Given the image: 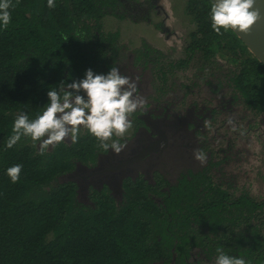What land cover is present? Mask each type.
I'll list each match as a JSON object with an SVG mask.
<instances>
[{
    "label": "trees",
    "instance_id": "obj_1",
    "mask_svg": "<svg viewBox=\"0 0 264 264\" xmlns=\"http://www.w3.org/2000/svg\"><path fill=\"white\" fill-rule=\"evenodd\" d=\"M151 1L54 0L49 8L48 0H12L11 22L0 26V264H215L218 248L264 264V200L215 178L224 162L215 159L218 151L203 164L191 157L167 170L137 167L121 191L117 183L89 193L72 174L86 156L105 151L84 126L76 143L66 139L43 156L30 137L6 146L17 114L35 119L50 88L81 80L88 69L106 75L112 66L142 70L139 81L158 107L196 104L208 86L211 94L225 91L227 111L239 113L248 131L264 125V65L232 29L214 32L211 0H186L195 28L176 61L145 40L130 50L118 32H105V17L127 18L136 6L150 10ZM188 69L186 82L173 78ZM190 124L168 133L177 156L198 150L182 143L194 141L183 133ZM17 164L23 167L13 183L7 169Z\"/></svg>",
    "mask_w": 264,
    "mask_h": 264
},
{
    "label": "clouds",
    "instance_id": "obj_2",
    "mask_svg": "<svg viewBox=\"0 0 264 264\" xmlns=\"http://www.w3.org/2000/svg\"><path fill=\"white\" fill-rule=\"evenodd\" d=\"M14 6L12 0H0V26L7 28L10 24V9ZM48 7H55L54 0H48ZM210 17L211 27L217 35L223 34L222 29L247 34L254 25L264 21V0H213ZM136 92V83L123 76L116 66H112L106 75L88 69L85 78L70 84L61 82L58 89L50 88L48 104L35 119L19 112L6 146L11 149L22 137H30L32 141L40 142L39 154L43 156L49 146L55 147L65 139L76 143L81 126H84L99 141V148L119 154L126 144L112 137L114 134L122 137L133 127L129 116L144 103ZM193 155L201 164L206 161L201 150H195ZM22 167L17 164L7 169L13 183L19 181ZM217 253L215 264H248L243 258L227 255L222 248H218Z\"/></svg>",
    "mask_w": 264,
    "mask_h": 264
},
{
    "label": "flooded vegetation",
    "instance_id": "obj_3",
    "mask_svg": "<svg viewBox=\"0 0 264 264\" xmlns=\"http://www.w3.org/2000/svg\"><path fill=\"white\" fill-rule=\"evenodd\" d=\"M158 2L159 0H152L150 5L153 7L150 10L139 6L131 9L137 12L136 16H138V18H136V22L144 20L143 23H150L151 19L149 11L154 10L155 13H160L161 7H159ZM121 74L128 77L130 81L136 83L137 90L144 103L141 107L137 108L136 114H131L129 116L133 127L122 137H117L115 134L113 135L115 137L114 140H119L121 142L129 141L127 149L119 154L112 153V150L109 149L108 151L98 153L95 159H88L86 156V159L84 158V160L80 161L82 163L79 167L77 166L80 170L78 172L75 170V176L81 180V184L84 183L88 186L89 193L91 189L99 190L108 184L116 186L117 183V188H120L121 191V183L126 178H129L131 172L135 168L137 169V167H140L141 171L148 170L149 172L150 170H153V168L161 165V167L167 170L180 163H186L191 157L194 158L193 154L184 157L177 156V154L173 152L175 150V146L173 145L174 141L169 144L171 136L169 137L168 133L172 134L174 131H182L183 127H189V122L192 123L190 125L193 126V129L189 131L187 128L183 133L193 138L194 141L190 143L183 138L182 143L185 147H192V149L197 148L205 154L213 152V156L216 155V151L220 154L222 153V147L213 146L211 149V146L206 145V142L207 139H209L207 137L211 134L212 126L215 124L218 125V129L225 128L226 132L221 135L227 136V103L225 100L227 97L225 91L219 92V95H215L214 92L213 94L210 93L208 86H205L201 91L200 100H198L196 104L191 105L189 104V101L187 103L186 101L184 103L178 101V105L174 108L172 106L168 107L165 102L161 107H158L157 104L154 105V102L149 99L145 92L146 88L143 87L142 83L139 81V79H143L142 70L133 69L130 73H127L124 70ZM146 74L149 73L146 71ZM203 91L205 94H203ZM216 102L218 103L216 104ZM171 109L174 111V114L172 117H168L172 111ZM183 114H185V116H183ZM138 120H141L142 123ZM158 131H161L164 134L166 143L160 148H157L154 152L141 156L142 151L150 143L158 139ZM183 133L180 135L181 138L183 137ZM214 133L217 132L214 131ZM65 141L67 140L65 139ZM155 142L159 143L160 141ZM137 156L141 157L138 161H135ZM215 157V159H220V155ZM121 164L124 166H120ZM220 165L221 164L218 165V169H222ZM125 173L129 176L125 175ZM138 175L141 176L140 173ZM89 202L90 199L83 203L88 204ZM194 258L198 259L197 257Z\"/></svg>",
    "mask_w": 264,
    "mask_h": 264
},
{
    "label": "rangeland",
    "instance_id": "obj_4",
    "mask_svg": "<svg viewBox=\"0 0 264 264\" xmlns=\"http://www.w3.org/2000/svg\"><path fill=\"white\" fill-rule=\"evenodd\" d=\"M158 4L161 7L159 14L154 10L149 11L150 23H143L144 20L136 22L137 12L133 10L127 18L105 17L103 19L105 32H118L120 44L125 45L127 49H136L142 40H145L167 54L168 61L182 58L186 41L195 28L185 12L186 0H159ZM190 75L191 70L188 69L176 72L173 78L186 82ZM225 132V128L218 129V125L215 124L207 137L210 141L207 139L206 145H210L211 149L213 146L222 147L220 159L224 162L220 165L222 169L215 170V178L236 187L246 186L253 195L264 200V125L260 124L258 129L248 131L247 125L241 122L240 114L228 110L227 136H222L221 134ZM227 137L231 138L230 143L233 145L230 153H227ZM229 154L232 157L229 158ZM75 175L72 174L73 178H77Z\"/></svg>",
    "mask_w": 264,
    "mask_h": 264
},
{
    "label": "water",
    "instance_id": "obj_5",
    "mask_svg": "<svg viewBox=\"0 0 264 264\" xmlns=\"http://www.w3.org/2000/svg\"><path fill=\"white\" fill-rule=\"evenodd\" d=\"M213 3V0H211ZM235 35L242 41V43L247 47V49L257 58V60L264 65V61L257 55L255 50H263L264 55V21H261L254 25L250 32L247 34L240 33L238 31L232 30ZM254 45V47H253ZM155 141H160L155 142ZM154 142L150 143L141 153L142 155H146L147 153L154 152L157 148H160L166 143V139L164 134L161 131H158V139ZM137 156L135 161L141 157ZM126 164V163H125ZM120 166H124L121 164ZM127 166V165H126Z\"/></svg>",
    "mask_w": 264,
    "mask_h": 264
},
{
    "label": "bare ground",
    "instance_id": "obj_6",
    "mask_svg": "<svg viewBox=\"0 0 264 264\" xmlns=\"http://www.w3.org/2000/svg\"><path fill=\"white\" fill-rule=\"evenodd\" d=\"M253 47H254V45H253ZM255 52L257 53V55L264 61V58L262 57V56H264V55H262V53H263V50H255ZM262 56H261V55Z\"/></svg>",
    "mask_w": 264,
    "mask_h": 264
}]
</instances>
